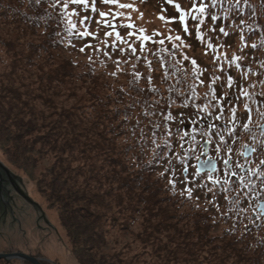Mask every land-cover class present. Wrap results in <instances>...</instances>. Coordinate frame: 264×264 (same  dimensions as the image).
<instances>
[{"label":"trees","instance_id":"obj_1","mask_svg":"<svg viewBox=\"0 0 264 264\" xmlns=\"http://www.w3.org/2000/svg\"><path fill=\"white\" fill-rule=\"evenodd\" d=\"M63 3L0 0V161L22 175L24 187L30 185L40 214L43 208L55 214L72 257L78 264H264V216L253 217L241 208L243 201L209 212L210 199L199 197L208 186L198 187L203 177L193 176L192 167L182 183L180 137L187 133L185 147H195L196 125L212 120L195 107L205 102L206 87L198 88L200 99H186L193 83L190 62L177 64L179 52L176 58L159 52L171 49L166 39L163 46L146 44L151 71L143 57L122 54L119 42L116 50L107 49L111 59L98 55L95 47L114 40L104 36L111 29L100 26L96 39L77 38ZM85 10L69 3L66 11ZM211 12L219 21L206 17L205 38L223 44L229 59L234 53L243 57L240 68L225 64V72L250 93L237 99L226 76L223 85L218 82L217 96L231 92L238 118L225 122L226 116L217 125L245 129L247 123L250 130L264 119V0H218ZM213 25L215 34L208 33ZM220 27L230 35L219 34ZM89 43L93 48L79 51ZM134 46L140 55L139 42ZM203 48V61L189 57L211 73L212 54ZM203 79L207 85V73ZM169 114L173 119L165 121ZM173 172L175 188L169 184ZM185 187L193 190L191 197L182 194ZM0 264L31 263L0 258Z\"/></svg>","mask_w":264,"mask_h":264},{"label":"snow or ice","instance_id":"obj_2","mask_svg":"<svg viewBox=\"0 0 264 264\" xmlns=\"http://www.w3.org/2000/svg\"><path fill=\"white\" fill-rule=\"evenodd\" d=\"M102 2L105 4L116 5V7L119 9H132L133 11H137V9L134 7L133 4L119 3L118 0H102ZM167 2L174 5L176 12L178 13V16L169 19L161 15L159 19L164 21L166 24H172L178 22L185 36L192 35V32L190 31L189 21L194 22L196 40L205 44L206 49L208 50L205 52V55H208L209 52L212 54V63L214 65V69L211 73H209V70L207 68H201L195 58H190L186 54L184 49H190L191 45L186 43L184 38L180 34H176V35L169 34L163 39L154 40L153 37L161 35L159 31L154 30L152 35H148L146 34V29L142 27L137 28L136 25L133 22H131L130 15L124 16V14L119 11L113 12L111 14L100 12L99 16L101 17V19L96 21L98 30L95 33L90 32L89 27L91 25V19H92L91 17L88 16L79 17V13H77L76 11H72V12L66 11L69 7V3L83 5L85 8H87L89 7L88 0H64L62 11L67 17V24L69 25V31L72 32L74 35H76L77 38H85L91 36L93 39H96L98 36L100 26L111 29L110 31H105L104 36L105 38L114 37V40L112 41L111 45H109L107 39H105L103 41L104 48H100V47L94 48L96 54L98 55L102 54L108 59H111V54L107 51V49L111 47L113 50H116L118 48L117 42H119V44L125 46L118 48V50L122 54H128L129 56H134L137 60H140L143 57L146 60L147 66L149 67L150 71L152 70L151 69L152 62L150 60H147V57L143 55L147 52L146 44L148 42H152L163 46L165 44V39H166L169 43H171V49H168L166 47H161L159 49V52L168 53L173 58H176L177 52H179L180 59H176L175 61L177 64H180L181 60L185 62H190L193 83L189 86L191 96L186 97V99H193V100L200 99L198 88L199 87L207 88V92L204 94L205 102L202 105L200 104L195 105V107L197 108V114L199 115L202 113L206 118L211 117V119L214 121H220L222 118L226 116L228 117V120L235 121L238 118L237 108L234 106L233 101L231 99V92H225L224 97H218L216 92V85L218 82H220V84L223 85V83L225 82L223 78L226 76L227 88L228 89L236 88L238 91L237 99H239L240 96H244V97L250 96V93L246 89L240 87L232 75L230 74L226 75L225 72V64L229 66H234L235 68H240L241 67L240 61H242L243 57L241 55H237L234 53L229 59L227 57V53L221 51V49L224 48V45L214 44L210 36L208 39H206L205 32L203 31V28L207 24L206 17H210L211 21L213 22L219 21V17L215 13L211 12V8L218 3V0H192L191 7L187 10L183 9L179 3L175 2V0H167ZM237 3H239V0H237ZM52 7H56V4L54 3ZM91 10L93 12L96 11L95 0H93V3L91 5ZM109 15H111V19H108ZM121 16H124V19L128 20L129 22L117 24L116 23L117 18ZM73 17H78V19L74 20ZM140 18H143V13L140 14ZM118 27L129 29L127 36L128 38L134 36L135 42H139L140 55H137V48L134 46L135 42L131 41L130 39H125L124 37H122L120 32L117 31ZM171 31L172 29H169V32ZM208 33L215 34V25L208 27ZM219 34H222L224 37L230 35V33L226 31L224 27L219 28ZM240 39L242 42H244L245 37L241 35ZM251 47L256 48L257 46L253 44L251 45ZM86 48H93V45L91 43L85 44L84 47H81L79 49V51L84 52ZM241 52H243V47L241 48ZM152 55H157V53H152ZM91 59H92L91 56H89L90 62ZM126 62L127 61H125V63ZM114 63L119 68L121 61L116 60L114 61ZM133 67H135V65H133ZM160 67L163 70H166L168 68V65L162 58L160 60ZM185 71H187L186 67H185ZM206 73L209 76V83H207V85H205V81L203 79ZM112 74L115 75V73ZM136 76L137 78H139L138 73L136 74ZM164 78L167 79V75H165ZM151 79L152 78L149 77L150 83H151ZM225 97L227 98L225 99ZM221 100H223L224 104L228 105L227 109L222 105ZM248 107H249L248 104H244L245 109H248ZM214 109L216 111H214ZM164 119L165 121H170L173 119V115L172 114L166 115ZM193 122L195 123V121ZM225 122L228 121L226 120ZM207 127H214V125L209 124L207 125ZM243 127L247 129L248 124L244 123ZM187 135H188L187 133L181 135L180 137L181 154L176 157L177 159L181 160L183 164V167L181 169V174L185 175V180L182 181V183L185 184L188 183L186 174L188 173L189 167L194 168L193 176H199L200 173L204 171L205 168H207L208 181H211L213 184L220 183V177L213 175L217 171V159L207 156V152L202 150L198 144L195 145V147L186 148L183 141H184V137ZM202 135L207 136V131L203 132ZM223 140L224 137L221 135L220 140L217 142L214 148V151L217 154V158L225 155V147L221 143ZM205 143L210 144L212 143V141L205 140ZM226 152L232 153L233 149L231 147H228L226 149ZM202 156L207 158L201 159ZM190 157L196 161L195 164H191L189 159ZM231 163H232L231 156H227V158H224L222 160L223 175L225 176L229 175L227 169L229 164ZM261 164H264V161H261ZM169 166L172 167L171 161H169ZM235 166L240 167L239 165H235ZM230 174L232 177L236 176L235 172H231ZM260 175L264 176V172H261ZM243 179H244L243 177H240L241 182H243ZM228 183L229 181L225 179L224 184H228ZM169 184L172 185L173 188H175V184H176L175 172H173V178L169 179ZM244 186L249 187L250 185L245 184ZM192 191L193 190L191 188L185 187L182 194L187 193V195L191 197ZM257 194L259 195V193ZM225 199H228V197L225 196Z\"/></svg>","mask_w":264,"mask_h":264},{"label":"rangeland","instance_id":"obj_3","mask_svg":"<svg viewBox=\"0 0 264 264\" xmlns=\"http://www.w3.org/2000/svg\"><path fill=\"white\" fill-rule=\"evenodd\" d=\"M118 2L133 4L137 11H133L132 9H119L116 5L105 4L102 0H95L96 11L93 12L91 10L93 0H88L89 7L85 8V14L79 15V17L88 16L92 18L89 27V31L92 32L97 26L96 21L101 19L99 16L100 12L111 14L119 11L123 13L124 16L130 15L131 22L137 25V28L142 27L146 30L155 29L168 35L180 34L185 42L191 45L190 49H184L186 54L197 58L199 61L204 60L203 47L205 46H203L200 41H196L193 37L195 36L194 22L189 21L192 35L185 36L178 22L166 24L159 19L161 15L169 19L178 16L173 4L168 3L167 0H118ZM175 2L179 3L185 10L189 9L192 4V0H175ZM141 13H143V18H140ZM124 16L118 17L117 21L120 22L124 20V23H128L129 21L125 20ZM108 19H111V15H109ZM117 29L121 33L126 34L129 31L127 28L118 27ZM169 29H172V31L169 32ZM74 45H80V41L75 42ZM14 173L22 180L21 174L17 172ZM4 184L6 187V183ZM26 186H28L30 190V185L26 184ZM29 192L39 201L31 190ZM9 205L8 212L4 216H2V210L0 208V253L5 251L25 253L38 257L48 264H78L69 252L64 234L52 211L43 208L40 214L37 211L38 209L27 201L10 200ZM208 209L209 212L220 211V206L213 203ZM217 231L218 227L213 228V232Z\"/></svg>","mask_w":264,"mask_h":264},{"label":"flooded vegetation","instance_id":"obj_4","mask_svg":"<svg viewBox=\"0 0 264 264\" xmlns=\"http://www.w3.org/2000/svg\"><path fill=\"white\" fill-rule=\"evenodd\" d=\"M227 121L229 122L231 120ZM261 122H264V119ZM261 122L251 127L250 130L243 129L241 126L221 127L217 125V121L214 120L203 121V119H201V123L196 125L193 132L199 141L198 145L202 150L207 152V156L217 159V171L213 175L220 177V183L213 184L207 179V170L202 171L199 176H202L203 179L200 180L199 183L208 187L200 191L199 197H201L203 193H206L210 201H253L255 208L258 201H264V191H262L264 190V176L260 175L261 172H264V164H261V161H264V131L259 127ZM209 124H213L214 127H207ZM205 131H207V136L202 135ZM221 135L224 137L221 143L225 147V155L217 158L214 148L220 140ZM205 140L212 141V143L206 144V149L204 148ZM248 146L251 147V150H249L248 155H244L245 148ZM228 147L233 149L232 153L226 152ZM227 156H231L232 163L229 164L227 169L229 175L225 176L222 174V160L227 158ZM206 158L207 157H201V159ZM195 163L196 161H194V164ZM235 165H239L240 167H236ZM231 172H235L236 176L232 177L230 174ZM0 176L4 177L1 171ZM11 177L14 181L17 180L14 172L11 173ZM240 177L244 178L243 182L240 181ZM225 179L229 181L228 184H224ZM17 183L21 190L32 197L31 199L33 201H38L31 195L29 192L30 190L26 186L24 188L22 180ZM245 184H249L250 186L245 187ZM204 186H202V188H204ZM5 190H3L0 195V208L3 215H6L8 212L10 200L27 201L17 193L15 188L8 182L6 183ZM8 190L9 192H7ZM257 193H259V195ZM225 196H227L228 199H225Z\"/></svg>","mask_w":264,"mask_h":264},{"label":"water","instance_id":"obj_5","mask_svg":"<svg viewBox=\"0 0 264 264\" xmlns=\"http://www.w3.org/2000/svg\"><path fill=\"white\" fill-rule=\"evenodd\" d=\"M260 129L264 131V123L261 124ZM204 148L206 149V143L204 144ZM244 154L245 155L249 154L248 148H246ZM206 170L207 168L204 169V171ZM0 171L4 174V177H5L4 178L0 176V195L2 194L3 190H5L6 188L4 183L8 182L13 188H15L17 193H19L23 198L27 200V202H29L32 205H37L38 207V204L35 201H33L31 197L28 194H26V192H24L23 190L19 188V185L17 182L21 181L20 177L16 175L18 181L17 180H16L17 182L14 181V179H12L11 177L12 172L1 161H0ZM7 192H9V190ZM257 209L260 210V213L264 212V201L259 202ZM0 258H5V259L18 258L21 260L28 261L31 264H42L40 259L34 256H31V255L25 254V253H20V252L0 253Z\"/></svg>","mask_w":264,"mask_h":264},{"label":"bare ground","instance_id":"obj_6","mask_svg":"<svg viewBox=\"0 0 264 264\" xmlns=\"http://www.w3.org/2000/svg\"><path fill=\"white\" fill-rule=\"evenodd\" d=\"M2 216H4V215L2 214ZM0 218H1V215H0Z\"/></svg>","mask_w":264,"mask_h":264}]
</instances>
